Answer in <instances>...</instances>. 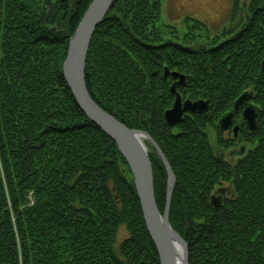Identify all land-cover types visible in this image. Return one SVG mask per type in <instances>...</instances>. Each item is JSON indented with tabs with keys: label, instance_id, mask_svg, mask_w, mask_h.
Instances as JSON below:
<instances>
[{
	"label": "trees",
	"instance_id": "1",
	"mask_svg": "<svg viewBox=\"0 0 264 264\" xmlns=\"http://www.w3.org/2000/svg\"><path fill=\"white\" fill-rule=\"evenodd\" d=\"M90 2L0 0V264H160L127 163L63 78L68 40ZM161 5L113 1L89 45L86 89L169 161V223L189 246L188 264H264V0H232L229 25L205 40L206 26L190 16L179 38ZM171 72L185 76L176 86L183 99L208 101L174 127L164 118L175 100ZM244 91L257 128L239 117L238 137L225 136L217 123ZM242 140L243 158L220 154ZM145 142L162 213L168 175ZM120 225L127 235L116 245Z\"/></svg>",
	"mask_w": 264,
	"mask_h": 264
},
{
	"label": "water",
	"instance_id": "2",
	"mask_svg": "<svg viewBox=\"0 0 264 264\" xmlns=\"http://www.w3.org/2000/svg\"><path fill=\"white\" fill-rule=\"evenodd\" d=\"M114 0H91L89 6L84 12L83 17L77 24L76 30L71 35L67 43V51L65 59L62 62L61 69L63 78L71 90L73 99L78 108L93 121L101 130H103L113 142H115L118 152H120L124 161L127 163L130 173L132 174L133 184L136 194H138L139 205H141V214L149 237H151L154 247L157 250L160 264H188V245L185 239L180 236L169 223V208L172 189L175 184V175L171 170L169 161L166 160L159 145L152 137L143 130L131 129L121 121L117 120L113 115L99 107L92 99L85 84V70L87 53L93 34L99 23L105 18ZM262 69L264 70V58L262 61ZM169 71L164 70L167 76ZM173 79L179 76V84L182 85L184 75L177 72H171ZM174 84L171 86V92H174ZM252 93L243 92L234 102V107L230 112L223 115L217 123V127L221 131L231 128L234 136L238 131V125H232L234 114L242 108L241 114L249 131L253 132L257 128L256 116L257 106L253 103H247ZM208 108L207 101L198 99L191 101L189 99L182 101V97L176 94V99L167 109L164 118L169 125H175L185 119L184 115L187 111L202 112ZM149 140L164 163L167 172V198L166 207L161 213L155 202L154 183L152 164L149 159L147 146L144 140ZM246 146L241 145L238 148H232L225 151L224 155L230 160L243 158L246 152ZM229 190H233L229 187ZM219 194L214 196L210 202L214 205L221 204V193L223 189H219ZM174 244L182 247V256L180 262L177 260V253Z\"/></svg>",
	"mask_w": 264,
	"mask_h": 264
},
{
	"label": "rangeland",
	"instance_id": "3",
	"mask_svg": "<svg viewBox=\"0 0 264 264\" xmlns=\"http://www.w3.org/2000/svg\"><path fill=\"white\" fill-rule=\"evenodd\" d=\"M228 0H162V15H161V21H163L164 23H166V24H170V25H174V27H175V29H176V34L179 36V38H181L182 37V35L184 34V32H186L185 30H186V21L184 20V18H186V17H189V15H193L194 14V16L193 17H198V16H200V17H206V19H208V21L209 20H211V22L212 23H214L215 21V19H218L217 17H220L221 15H223L224 13H225V6H226V3H228L227 2ZM247 1H249V0H241V3L242 4H247ZM165 3H166V5H165ZM167 6V7H166ZM231 6H232V4H231ZM164 8H166V10H168V13L170 14V11H172V10H174V9H179V10H181V11H183L184 10V12L186 13L185 14V16H183L182 17V15H179L178 14V17H179V19H175V20H172L171 21V23H169L167 20H168V18H167V15H166V11L164 10ZM174 13H176L175 12V10H174ZM173 13V14H174ZM189 13H191V14H189ZM195 13H196V15H195ZM181 14H183L182 12H181ZM198 15V16H197ZM192 17V16H191ZM198 19H200L203 23H204V25L206 26V29H207V31L208 32H203V31H201V35H200V37H198V39L199 38H202L203 40H205V35L208 33L210 36V38L211 37H214V34H216V32H221L222 30H224V27H226V26H228L229 24V22H227L224 26H219V27H216V29H213V28H211L210 26H209V22H204V19H202V18H199L198 17ZM222 27V28H221ZM163 29V32H164V35H165V37H170L171 36V34H170V30L169 29H167V28H165V27H163L162 28ZM208 40V39H207ZM263 61V60H262ZM261 64H262V62H261ZM261 70H263L262 69V65H261ZM179 74V73H178ZM171 81L173 80V82H171V85L172 84H174L175 86H174V96H175V99H176V94H178L179 96H181L182 97V95H180V93L177 91V85H179V86H181V87H184L186 84H185V76H184V79H183V83H182V85L181 84H179L178 83V81L180 80V78H179V76H176L174 79H170ZM245 92V91H244ZM243 93V92H242ZM241 93V94H242ZM250 93H252V92H250ZM240 94V95H241ZM253 94V93H252ZM240 97V96H239ZM239 97H237L236 99H238ZM187 99H189V98H187ZM186 98L185 99H183L182 98V101H185V100H187ZM235 99V100H236ZM189 100H191V99H189ZM198 100V99H197ZM197 100H191V101H197ZM201 100H203V101H207V100H204V99H201ZM175 101V100H174ZM235 102V101H234ZM234 102H233V107H234ZM174 103V102H173ZM173 103H172V105H173ZM247 103H253L252 102V96H251V98L247 101ZM207 104H208V101H207ZM254 104V103H253ZM171 105V106H172ZM255 105V104H254ZM171 106H170V108H171ZM233 107L230 109V110H232L233 109ZM203 112V111H202ZM230 112V111H229ZM241 112H242V108L241 109H239L234 115V121H233V124L232 125H238V123L240 122L239 120V117L241 118H243V115L241 114ZM189 113H193V112H190V111H187L186 113H185V115H184V117L186 118V116H187V114H189ZM226 113H228V112H226ZM226 113H224V114H226ZM224 114H222V115H224ZM257 114V116H258V113H256ZM257 116H256V120H257ZM223 117V116H222ZM244 120V119H243ZM182 122V121H181ZM178 123H180V122H178ZM177 123V124H178ZM177 124H175V125H170L171 127H174V126H176ZM256 124H257V121H256ZM246 125V124H245ZM258 125V124H257ZM247 126V125H246ZM238 127H239V125H238ZM248 128V127H247ZM229 130H231L230 132H227V131H229ZM249 130V129H248ZM222 133H223V135H225V136H229L231 133H233V131H232V126H231V128L230 129H228V130H226V131H222ZM238 133H239V128H238V131H237V134H236V136L235 137H238L237 135H238ZM209 134H210V137H211V140H212V143H213V147L215 148V150H216V153L218 152V147H217V144H216V137H215V133H214V131L213 130H210L209 131ZM234 135V134H233ZM145 140H147V139H145ZM145 140H144V143L146 144V142H145ZM149 141V140H148ZM243 141V143L245 144V145H247V142L246 141H244V140H242ZM242 141H237L238 143L239 142H242ZM152 144V143H151ZM153 145V144H152ZM146 146H147V144H146ZM147 151H148V147H147ZM224 152H225V150H221V152H220V154L222 153V155H224ZM148 155H149V151H148ZM151 164H152V162H151ZM152 172H153V167H152ZM153 177H154V172H153ZM175 182V181H174ZM167 198V197H166ZM221 201V200H220ZM160 211V210H159ZM126 235H127V230H126V227H124V225H120V226H118V231H117V235H116V245L118 244V242L119 241H121L122 239H124V237H126ZM189 248V247H188Z\"/></svg>",
	"mask_w": 264,
	"mask_h": 264
},
{
	"label": "crops",
	"instance_id": "4",
	"mask_svg": "<svg viewBox=\"0 0 264 264\" xmlns=\"http://www.w3.org/2000/svg\"><path fill=\"white\" fill-rule=\"evenodd\" d=\"M228 3H226V6H225V13L223 14V15H221L220 17H217L218 19H215L214 21V23H212L211 22V20H209L208 21V19H206V17H200V16H198L199 18H202V19H204V22H209V26L211 27V28H213V29H216V27H219V26H224L227 22H229V16H230V13H231V9H232V7H231V4H232V0H228L227 1ZM165 5H166V3H165ZM167 7V6H166ZM161 9H162V6H161ZM164 10L166 11V15H167V18H168V22L169 23H171V21L172 20H175V19H179V17H178V14L179 15H182V17L183 16H185V14L187 13H185L184 12V10L183 11H181V10H179V9H174L175 10V12L176 13H174V10H172V11H170V14L168 13V10H166V8H164ZM181 12L183 13V14H181ZM162 13V12H161ZM174 13V14H173ZM189 14H191V13H189ZM162 15V14H161ZM195 15H196V13H195ZM190 17L192 16H194V14L193 15H189ZM198 17H196L195 16V18H197L198 19ZM194 18V17H193ZM226 26V25H225ZM222 28V27H221Z\"/></svg>",
	"mask_w": 264,
	"mask_h": 264
},
{
	"label": "bare ground",
	"instance_id": "5",
	"mask_svg": "<svg viewBox=\"0 0 264 264\" xmlns=\"http://www.w3.org/2000/svg\"><path fill=\"white\" fill-rule=\"evenodd\" d=\"M174 247L176 248V253H177V260H178V263L180 262V258L182 256V247L178 244H174Z\"/></svg>",
	"mask_w": 264,
	"mask_h": 264
},
{
	"label": "flooded vegetation",
	"instance_id": "6",
	"mask_svg": "<svg viewBox=\"0 0 264 264\" xmlns=\"http://www.w3.org/2000/svg\"><path fill=\"white\" fill-rule=\"evenodd\" d=\"M231 130H229V131H227V132H230ZM241 145H244V146H246L244 143H243V141L242 142H239L238 144H236V145H232L230 148H228L227 150H231L232 148H238L239 146H241ZM246 149H247V146H246ZM226 150V151H227ZM247 151V150H246ZM246 153V152H245ZM225 156V155H224ZM236 160H238V159H236ZM226 192V191H225ZM224 191L222 192V195L225 193Z\"/></svg>",
	"mask_w": 264,
	"mask_h": 264
}]
</instances>
